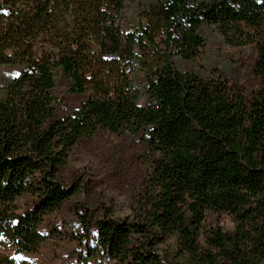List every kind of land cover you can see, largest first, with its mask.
I'll list each match as a JSON object with an SVG mask.
<instances>
[{
	"label": "trees",
	"instance_id": "obj_1",
	"mask_svg": "<svg viewBox=\"0 0 264 264\" xmlns=\"http://www.w3.org/2000/svg\"><path fill=\"white\" fill-rule=\"evenodd\" d=\"M206 29L251 50L245 86L185 69ZM5 66L0 264H264V0H0ZM101 133L139 151L129 218L66 172Z\"/></svg>",
	"mask_w": 264,
	"mask_h": 264
},
{
	"label": "rangeland",
	"instance_id": "obj_2",
	"mask_svg": "<svg viewBox=\"0 0 264 264\" xmlns=\"http://www.w3.org/2000/svg\"><path fill=\"white\" fill-rule=\"evenodd\" d=\"M138 23V5L129 3L123 28L128 30L137 27ZM205 32L206 45L202 58L195 63H186L185 69L208 70L210 65L216 64L218 69H226L230 85L245 86L254 58L251 50L231 47L210 29ZM17 71L8 66L0 67V89ZM71 154L66 172L78 184L86 185L77 200L92 208L97 215L106 213L116 219L131 217L133 196L142 185L143 168L137 158L139 151L133 143L101 133L92 141L77 146ZM58 215L68 216L63 211Z\"/></svg>",
	"mask_w": 264,
	"mask_h": 264
}]
</instances>
